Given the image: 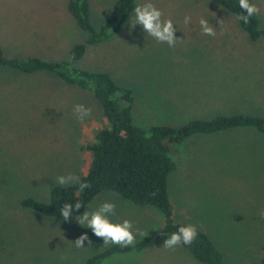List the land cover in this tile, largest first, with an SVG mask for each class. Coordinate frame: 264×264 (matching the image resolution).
I'll use <instances>...</instances> for the list:
<instances>
[{
	"label": "rangeland",
	"instance_id": "rangeland-1",
	"mask_svg": "<svg viewBox=\"0 0 264 264\" xmlns=\"http://www.w3.org/2000/svg\"><path fill=\"white\" fill-rule=\"evenodd\" d=\"M117 0H88L91 25L99 30ZM151 2L173 21L175 48L131 27L134 13L109 37L86 45L79 60L74 46L87 33L70 15L68 0H0V46L8 58L35 56L64 61L70 68L106 73L133 96L136 126L181 127L217 115L264 117V42H250L235 16L210 0H134ZM259 8L264 28V0ZM190 16L191 22L184 23ZM208 19L215 37L203 35ZM91 115L76 118L74 105ZM101 105L90 90L63 82L54 74H24L0 66V264H86L106 248L91 229L45 217L21 206L31 198L48 203L60 175H86L89 150L108 128ZM175 170L168 179L173 221L196 225L222 252L225 264H264V133L236 129L194 135L172 145ZM105 201L116 204L110 219L130 220L137 235L132 251L102 264H200L181 245L163 247L168 234L155 208L139 207L111 191L97 195L92 211ZM87 233L91 247L72 241ZM63 257V259H62Z\"/></svg>",
	"mask_w": 264,
	"mask_h": 264
},
{
	"label": "trees",
	"instance_id": "trees-1",
	"mask_svg": "<svg viewBox=\"0 0 264 264\" xmlns=\"http://www.w3.org/2000/svg\"><path fill=\"white\" fill-rule=\"evenodd\" d=\"M221 10L236 17L243 13L239 0H210ZM252 2V0H250ZM134 0H117L107 22L95 29L90 22L88 0H68L67 8L77 26L87 33L84 44L76 45L71 51L72 59L79 60L86 45H95L109 37V30L118 29L132 14ZM240 29L252 43L264 42V28L257 15L248 24L238 20ZM0 66L24 74L44 72L54 74L63 82L82 90H90L101 105L109 127L97 134V142L89 148L92 161L81 182L91 186L83 191L79 184L52 190L48 203L26 198L21 206L45 217L65 221L60 216L64 203L80 202L83 207L74 210L66 222H74L88 204L100 193L111 191L139 207L158 210L164 218L161 233L147 237L155 239L163 234L170 235L183 224L174 223L173 207L168 196V179L175 170L170 157L172 145L181 143L194 135H210L236 129H252L264 133V117L249 114L217 115L208 120H193L181 127L151 125L136 126L132 118L133 96L130 90L119 87L106 73H89L70 68L64 61H48L39 57L26 56L8 58L0 46ZM200 264H225L222 252L201 231L191 245H181ZM132 251L112 245L87 259L86 264H102L106 259Z\"/></svg>",
	"mask_w": 264,
	"mask_h": 264
},
{
	"label": "clouds",
	"instance_id": "clouds-1",
	"mask_svg": "<svg viewBox=\"0 0 264 264\" xmlns=\"http://www.w3.org/2000/svg\"><path fill=\"white\" fill-rule=\"evenodd\" d=\"M239 8L243 10V13L239 14L237 19L244 24H248L251 17L259 13V8L256 4L250 2V0H239ZM134 19L132 26L140 25L144 32L153 37L160 43H166L170 48H175L179 38L174 33L173 21L170 18H163V12L158 9L153 3L145 2L138 3L134 9ZM191 22L190 16L184 17L185 25ZM199 25L203 35L215 37L217 35L215 28L208 22V19L200 18ZM76 118L83 122L87 117L91 115V109L85 107L83 104H76L73 108ZM76 183L79 184V190L89 188L91 185L86 182H81L80 177L73 174L60 175L56 178V184L64 186L67 184ZM83 205L80 202H76L74 205L70 203H64L60 209V216L65 220H69L74 210H79ZM116 204L114 202L105 201L92 211H84L81 215L77 216V223L82 227L91 229V232L98 238H102L103 246L118 245L122 248L134 247L137 243L136 237L144 236L140 229H134L133 223L128 219L121 221H113L110 216L115 213ZM264 217V211L260 213ZM198 234V228L196 225L187 224L180 226L177 231L172 232L167 236L164 241L163 247L166 249H175L180 245H191L196 239ZM85 241L88 242L89 247L92 245L87 233L81 234L72 243L76 248H85ZM63 259V257H62Z\"/></svg>",
	"mask_w": 264,
	"mask_h": 264
},
{
	"label": "crops",
	"instance_id": "crops-1",
	"mask_svg": "<svg viewBox=\"0 0 264 264\" xmlns=\"http://www.w3.org/2000/svg\"><path fill=\"white\" fill-rule=\"evenodd\" d=\"M33 57H35V56H33Z\"/></svg>",
	"mask_w": 264,
	"mask_h": 264
}]
</instances>
